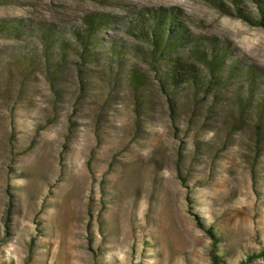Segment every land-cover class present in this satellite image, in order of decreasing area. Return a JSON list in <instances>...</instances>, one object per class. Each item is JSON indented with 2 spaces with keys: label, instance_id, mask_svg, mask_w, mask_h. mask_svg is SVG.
<instances>
[{
  "label": "rangeland",
  "instance_id": "374dc122",
  "mask_svg": "<svg viewBox=\"0 0 264 264\" xmlns=\"http://www.w3.org/2000/svg\"><path fill=\"white\" fill-rule=\"evenodd\" d=\"M159 6L264 70V28L208 0H0V18L28 30L0 36V264H240L256 252L249 264H264V156H253L250 122H229L238 81L183 89L170 107L141 61L142 100L121 75L96 72L81 91L72 57L58 97L50 87L45 22L67 32L106 12L102 42L132 41L127 22Z\"/></svg>",
  "mask_w": 264,
  "mask_h": 264
},
{
  "label": "trees",
  "instance_id": "16d2710c",
  "mask_svg": "<svg viewBox=\"0 0 264 264\" xmlns=\"http://www.w3.org/2000/svg\"><path fill=\"white\" fill-rule=\"evenodd\" d=\"M208 2L223 14L264 28V0ZM179 15L181 13L175 6L146 7L127 22L124 30L134 40L116 37L106 43L102 42L100 33L114 22L115 16L109 13H89L85 15L81 26L67 32L54 22H45L38 28L42 44L38 51L45 60L44 67L55 97L61 91L58 80L63 65L71 62L72 57L76 59L81 91L89 88L88 84L96 77V72L109 78L121 75L128 77L131 90L142 100L146 76L136 62L141 61L155 72L159 88L168 98L170 107L183 89L192 88L195 94H207L213 89H220L224 83L238 81L231 97L235 116L229 122L236 126L250 122L248 125L254 132L253 156H264V70L228 58V48L220 46L212 36L207 37L204 44L202 40L205 39H199ZM27 33L21 18H0V36L20 39ZM33 52L34 49L26 51L32 58L35 55ZM132 57L135 60L129 64L127 61L132 60ZM208 231L214 237L213 231ZM261 256L263 252L247 253L240 264H249L253 258ZM218 257L214 254L211 264H217Z\"/></svg>",
  "mask_w": 264,
  "mask_h": 264
}]
</instances>
